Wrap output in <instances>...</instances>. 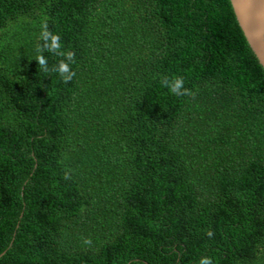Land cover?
Returning <instances> with one entry per match:
<instances>
[{
  "label": "trees",
  "instance_id": "1",
  "mask_svg": "<svg viewBox=\"0 0 264 264\" xmlns=\"http://www.w3.org/2000/svg\"><path fill=\"white\" fill-rule=\"evenodd\" d=\"M205 258L264 264V68L231 1L0 0V264Z\"/></svg>",
  "mask_w": 264,
  "mask_h": 264
},
{
  "label": "water",
  "instance_id": "2",
  "mask_svg": "<svg viewBox=\"0 0 264 264\" xmlns=\"http://www.w3.org/2000/svg\"><path fill=\"white\" fill-rule=\"evenodd\" d=\"M249 47L264 68V0H230Z\"/></svg>",
  "mask_w": 264,
  "mask_h": 264
},
{
  "label": "clouds",
  "instance_id": "3",
  "mask_svg": "<svg viewBox=\"0 0 264 264\" xmlns=\"http://www.w3.org/2000/svg\"><path fill=\"white\" fill-rule=\"evenodd\" d=\"M44 31H42L41 39L45 42L43 48H46L48 51L53 52L57 55L64 56L65 60H61L57 67H54L52 71L58 72L65 83H68L72 80L75 76V72L71 71L70 63L74 62V54L72 52H63L60 51V37L57 35H52L50 32L47 31V25L42 26ZM50 41V43H49ZM37 51H42L41 47H37ZM38 64L44 71H48L47 60L44 58L43 55H38L36 57ZM162 83L169 88L170 92L177 96H184V95H192L189 89L184 87V80L182 77L173 78L171 81L165 79ZM209 237L213 235L211 231L207 233ZM200 264H212L210 258L202 259Z\"/></svg>",
  "mask_w": 264,
  "mask_h": 264
}]
</instances>
